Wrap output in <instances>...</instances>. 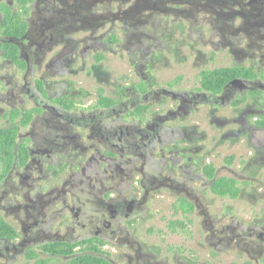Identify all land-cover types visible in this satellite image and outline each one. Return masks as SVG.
<instances>
[{"label": "flooded vegetation", "instance_id": "1", "mask_svg": "<svg viewBox=\"0 0 264 264\" xmlns=\"http://www.w3.org/2000/svg\"><path fill=\"white\" fill-rule=\"evenodd\" d=\"M2 136L0 264H264V0H0Z\"/></svg>", "mask_w": 264, "mask_h": 264}, {"label": "trees", "instance_id": "2", "mask_svg": "<svg viewBox=\"0 0 264 264\" xmlns=\"http://www.w3.org/2000/svg\"><path fill=\"white\" fill-rule=\"evenodd\" d=\"M7 136H2L0 138V154L2 155H8L10 153V145L12 142L8 143L7 142ZM221 194L225 195L226 191L224 188L219 191ZM231 194L233 197H236L238 195V190L232 189ZM42 264H46V262H43ZM72 264H108L107 261L101 258L93 257V256H86V257H81L72 262Z\"/></svg>", "mask_w": 264, "mask_h": 264}, {"label": "rangeland", "instance_id": "3", "mask_svg": "<svg viewBox=\"0 0 264 264\" xmlns=\"http://www.w3.org/2000/svg\"><path fill=\"white\" fill-rule=\"evenodd\" d=\"M223 155L224 154H227L229 151L227 149H224L223 151ZM220 160L222 158H219ZM159 225H160V229L161 230H165V226H166V223H163V222H159ZM155 227V218L149 220V221H145L144 223H141L140 224V232L145 235L146 231H151V229L153 228L154 229ZM24 263V259L21 260V262L19 264H23Z\"/></svg>", "mask_w": 264, "mask_h": 264}]
</instances>
